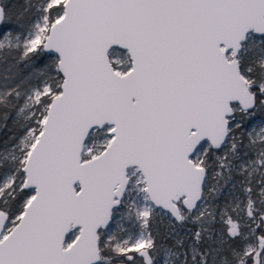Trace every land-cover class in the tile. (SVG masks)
Listing matches in <instances>:
<instances>
[{"label": "snow or ice", "instance_id": "snow-or-ice-1", "mask_svg": "<svg viewBox=\"0 0 264 264\" xmlns=\"http://www.w3.org/2000/svg\"><path fill=\"white\" fill-rule=\"evenodd\" d=\"M0 264H264V0H0Z\"/></svg>", "mask_w": 264, "mask_h": 264}, {"label": "trees", "instance_id": "trees-1", "mask_svg": "<svg viewBox=\"0 0 264 264\" xmlns=\"http://www.w3.org/2000/svg\"><path fill=\"white\" fill-rule=\"evenodd\" d=\"M7 3H10L14 8L22 7L23 0H6ZM9 126H11V121H9Z\"/></svg>", "mask_w": 264, "mask_h": 264}, {"label": "rangeland", "instance_id": "rangeland-1", "mask_svg": "<svg viewBox=\"0 0 264 264\" xmlns=\"http://www.w3.org/2000/svg\"><path fill=\"white\" fill-rule=\"evenodd\" d=\"M120 58H121V53L118 51V52L114 55L113 59H120Z\"/></svg>", "mask_w": 264, "mask_h": 264}]
</instances>
